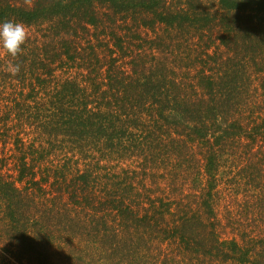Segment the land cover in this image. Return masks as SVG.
<instances>
[{"label": "trees", "instance_id": "1", "mask_svg": "<svg viewBox=\"0 0 264 264\" xmlns=\"http://www.w3.org/2000/svg\"><path fill=\"white\" fill-rule=\"evenodd\" d=\"M5 20L28 38L0 48V264H264V0Z\"/></svg>", "mask_w": 264, "mask_h": 264}, {"label": "clouds", "instance_id": "2", "mask_svg": "<svg viewBox=\"0 0 264 264\" xmlns=\"http://www.w3.org/2000/svg\"><path fill=\"white\" fill-rule=\"evenodd\" d=\"M28 38V28L21 21L5 20L0 23V48L5 50L9 56L15 57ZM18 64H9V70H18Z\"/></svg>", "mask_w": 264, "mask_h": 264}]
</instances>
